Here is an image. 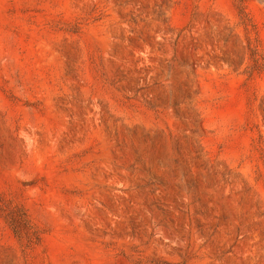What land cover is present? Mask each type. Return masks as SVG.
Wrapping results in <instances>:
<instances>
[{
	"label": "rangeland",
	"instance_id": "1",
	"mask_svg": "<svg viewBox=\"0 0 264 264\" xmlns=\"http://www.w3.org/2000/svg\"><path fill=\"white\" fill-rule=\"evenodd\" d=\"M0 264H264V0H0Z\"/></svg>",
	"mask_w": 264,
	"mask_h": 264
}]
</instances>
